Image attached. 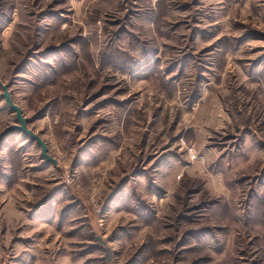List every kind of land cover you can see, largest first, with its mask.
<instances>
[{
	"label": "rangeland",
	"instance_id": "1",
	"mask_svg": "<svg viewBox=\"0 0 264 264\" xmlns=\"http://www.w3.org/2000/svg\"><path fill=\"white\" fill-rule=\"evenodd\" d=\"M0 264H264V0H0Z\"/></svg>",
	"mask_w": 264,
	"mask_h": 264
},
{
	"label": "water",
	"instance_id": "2",
	"mask_svg": "<svg viewBox=\"0 0 264 264\" xmlns=\"http://www.w3.org/2000/svg\"><path fill=\"white\" fill-rule=\"evenodd\" d=\"M4 89H5V96L4 97H5L8 105L10 106V108L13 110L14 113H16L17 119L21 124L20 126L13 127L11 130H18L19 132H23L24 134L29 135L41 147L42 157L44 159H46L48 162L56 163V161L48 155V148H47L46 143L40 138V136L36 135L35 133H33L32 131L27 129V119L23 117L22 110L13 103V101L11 100V98L9 96V93H8L6 87Z\"/></svg>",
	"mask_w": 264,
	"mask_h": 264
}]
</instances>
